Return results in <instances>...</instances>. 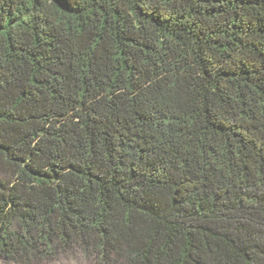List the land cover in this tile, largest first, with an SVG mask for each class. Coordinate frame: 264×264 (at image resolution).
<instances>
[{"label":"trees","instance_id":"1","mask_svg":"<svg viewBox=\"0 0 264 264\" xmlns=\"http://www.w3.org/2000/svg\"><path fill=\"white\" fill-rule=\"evenodd\" d=\"M264 264V0H0V258Z\"/></svg>","mask_w":264,"mask_h":264},{"label":"rangeland","instance_id":"2","mask_svg":"<svg viewBox=\"0 0 264 264\" xmlns=\"http://www.w3.org/2000/svg\"><path fill=\"white\" fill-rule=\"evenodd\" d=\"M0 264H97L93 255L83 250H65L58 247L48 254L39 253L31 258L6 259L0 258Z\"/></svg>","mask_w":264,"mask_h":264}]
</instances>
